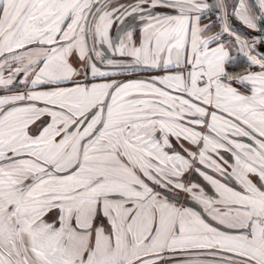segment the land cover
Wrapping results in <instances>:
<instances>
[{
  "label": "snow or ice",
  "instance_id": "6c2138e0",
  "mask_svg": "<svg viewBox=\"0 0 264 264\" xmlns=\"http://www.w3.org/2000/svg\"><path fill=\"white\" fill-rule=\"evenodd\" d=\"M0 264H264V0H0Z\"/></svg>",
  "mask_w": 264,
  "mask_h": 264
},
{
  "label": "rangeland",
  "instance_id": "374dc122",
  "mask_svg": "<svg viewBox=\"0 0 264 264\" xmlns=\"http://www.w3.org/2000/svg\"><path fill=\"white\" fill-rule=\"evenodd\" d=\"M129 77H134L132 74H129L127 77H125V78H129Z\"/></svg>",
  "mask_w": 264,
  "mask_h": 264
},
{
  "label": "crops",
  "instance_id": "0c3cea01",
  "mask_svg": "<svg viewBox=\"0 0 264 264\" xmlns=\"http://www.w3.org/2000/svg\"><path fill=\"white\" fill-rule=\"evenodd\" d=\"M129 78H138L137 76H134V77H129Z\"/></svg>",
  "mask_w": 264,
  "mask_h": 264
}]
</instances>
